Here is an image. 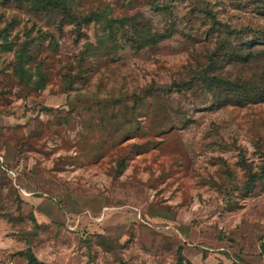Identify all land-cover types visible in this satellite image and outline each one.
<instances>
[{
    "label": "rangeland",
    "instance_id": "1",
    "mask_svg": "<svg viewBox=\"0 0 264 264\" xmlns=\"http://www.w3.org/2000/svg\"><path fill=\"white\" fill-rule=\"evenodd\" d=\"M70 2L59 26L0 0L46 77L22 83L0 46V264H264V40L242 48L264 0ZM149 31L167 38L139 48ZM210 68L239 88L213 96Z\"/></svg>",
    "mask_w": 264,
    "mask_h": 264
},
{
    "label": "trees",
    "instance_id": "2",
    "mask_svg": "<svg viewBox=\"0 0 264 264\" xmlns=\"http://www.w3.org/2000/svg\"><path fill=\"white\" fill-rule=\"evenodd\" d=\"M19 7H22L24 4H30V10H33L34 14H40L44 13L46 15H54V16H60L61 22L59 23V26L62 24L63 26L69 22H76L78 19L74 16V14L71 13V7L72 4L70 0H18ZM96 21H100V17L96 19ZM86 22L89 23L86 19ZM111 22L119 23L122 27L125 26V20H112L108 23L109 27H112ZM61 25V26H62ZM12 26V25H11ZM137 29L139 28L136 27ZM112 29V28H111ZM8 31L9 28L2 30L0 32V46L1 48L6 52H15V58L16 63L14 66V71L20 81L30 87H35L37 89H43L45 88V81L46 77L42 73L41 67L37 68V73L40 75L38 79H34L31 75L32 73V64H35L37 61L36 54L33 50L32 44L25 42L20 45L19 48L16 49L15 43L9 41L8 37ZM115 31V29H114ZM139 40L141 41H135L139 48H144L145 46L154 45L157 44L159 41L164 40L166 35H160L155 33L152 34L151 31L143 37L142 33H139ZM143 38V39H142ZM263 38H259L258 41L254 40L252 42L243 43L242 48L250 47L251 45H254L256 42L261 44L263 42ZM222 44L224 46L221 49V51H225L228 53L230 51L231 53L237 54V59L242 63H250V61H257L262 55L260 53L256 52H249L247 54L245 53H239L237 52L238 48L234 47L229 41H222ZM218 54L215 55L214 63H219L220 60L216 57ZM226 57L230 58L229 54L226 55ZM195 77L198 81H200L205 88L211 93L213 96H221L222 94L226 96L231 95V91L236 90L240 86V79L238 82H235L231 80V77L228 75L223 74H217L216 71L213 69H206L202 70L201 72L195 73ZM246 167H248L246 165ZM249 168V183L251 186H253L258 180L262 179V175H258V173H253V171ZM264 175V173H263ZM24 257L29 260V264H42L39 262L33 255L31 251H28L24 254ZM180 264L181 261H180Z\"/></svg>",
    "mask_w": 264,
    "mask_h": 264
}]
</instances>
